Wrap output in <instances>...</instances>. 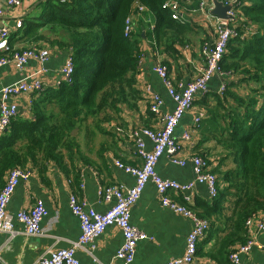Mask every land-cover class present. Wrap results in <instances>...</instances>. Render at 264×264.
<instances>
[{
  "label": "trees",
  "instance_id": "16d2710c",
  "mask_svg": "<svg viewBox=\"0 0 264 264\" xmlns=\"http://www.w3.org/2000/svg\"><path fill=\"white\" fill-rule=\"evenodd\" d=\"M243 2L241 19L233 22L238 35L229 41L221 60L222 69L237 82L228 84L223 96L215 95L212 105L207 101L202 143L213 145L197 154L213 166L219 194L203 208L204 213L193 209L208 222L229 224L231 233L222 241L228 256L236 243L249 239L246 222L264 216V0ZM164 3L45 0L38 6V16L22 18L23 38L70 51L75 74L71 84L47 87L36 94L29 116H18L0 136V191L11 171L33 169L44 180L51 163L75 185L79 179L76 163L83 158L79 134L84 132L87 140L96 132L107 134L106 125L119 117L122 106L131 102L136 106L140 98L136 76L141 36L133 32L126 37V21L148 10L155 19L158 48L172 55L177 52L176 43H186L189 27L173 19ZM41 28L49 32L41 35Z\"/></svg>",
  "mask_w": 264,
  "mask_h": 264
},
{
  "label": "crops",
  "instance_id": "0c3cea01",
  "mask_svg": "<svg viewBox=\"0 0 264 264\" xmlns=\"http://www.w3.org/2000/svg\"><path fill=\"white\" fill-rule=\"evenodd\" d=\"M43 1L45 0H21L17 7L9 8L7 0H0V8L5 11L3 24L11 29L8 38L9 50L0 53V58L2 55H9L32 47L50 48L52 52L50 60L44 65L36 60H30L22 70H16L12 66L0 68V91L22 81L39 68L47 70L44 76L47 87L56 88L60 85V69L71 52L58 47L51 48L49 42H32L31 38H23L24 33L15 28L16 21L19 19L38 16L41 12V8L38 6ZM201 1L186 0L183 2L178 0L181 9L180 21L189 29L184 36L185 45L176 43L174 46L177 52L172 55L167 53L164 47L156 46L155 19L147 14L148 10L143 11L144 13L140 12L142 14L133 15L134 33L141 36L139 43L141 54L138 58L136 76L138 96L140 97L137 100V105L131 106L134 102H131V105H123L119 117L112 124L106 125L107 134L96 132L90 140L86 139L84 132L79 134L80 151L83 158L76 163L79 179L74 186L54 163L48 165L44 180L36 170H29L31 177L27 181H21L16 188L9 203V211L16 214L21 210L32 208L40 200L48 211V217L42 223L43 228L48 226L49 220L57 219L46 237L20 236L14 239L7 248L2 250V258L6 263L34 264L48 249L52 247L53 250L67 248L72 242L78 240L81 234L79 221L69 209L71 194L77 196L78 200L88 208L97 213H104L110 207V204L106 203L101 196L104 188L117 185L126 191L135 186V176L119 169L116 166V161L130 167L141 164V159L136 156V144L135 140L131 138V133L133 129L137 128L154 130L161 126L157 117L150 112L151 95L157 94L163 99V114L170 113L175 108V102L168 96L164 83L154 72L153 64L156 60H161L167 66L173 83L178 88L179 85L187 84L200 74L201 69L206 65L203 49L205 46L211 45L217 38V18L211 13L214 8L208 10V13L205 12L206 8L204 11L201 10ZM208 1L213 6V0ZM198 2V9H193L194 3ZM42 32L47 34L49 31L47 28H41L38 33L42 35ZM236 80L234 76H229L227 79L219 76L213 77L209 81L206 92L196 96L193 109L183 117L175 138L182 141L184 133L191 132L193 143L186 144L180 154L181 159L188 161L187 165L183 167L173 164L170 157L163 155L156 166L159 176L165 180H174L180 185L194 184L188 192L172 191L170 193L172 200L189 210L196 208L197 212L204 213L203 208L212 204L213 200L206 185L196 183L194 165L190 159L194 155L208 152V148L213 145V142L210 141L202 143L207 105L214 103V96L219 94V90L225 84L228 86L232 81L237 82ZM33 97L23 96L19 99V116H29L30 101L33 100ZM199 117H202V123L200 122L196 127V119ZM201 124L202 126H200ZM208 126L209 123L205 125V128ZM75 132L74 136L78 134V131ZM143 139L147 150L150 151L152 149L151 141ZM8 175L5 178V184ZM72 177L76 179L73 173ZM209 222V231L198 243V260L204 264H232L230 256L222 244V241L231 233L229 224H220L214 219ZM131 223L148 237L147 240L137 244L136 256L131 264H165L173 258L184 256L187 238L192 231V221L163 208L160 205L154 184L150 183L145 187L140 199L131 209ZM246 229H248L247 238L249 237L257 245L264 247V233H260L255 229V226H246ZM104 232L94 243L95 260L81 251L77 256L80 264H123L121 261L115 260L118 249L124 241L122 232L116 227H108ZM5 240L6 236L0 234V246ZM239 245L242 244L236 243L230 248L232 252ZM241 261L243 264H264V249L255 247L250 253L244 255Z\"/></svg>",
  "mask_w": 264,
  "mask_h": 264
},
{
  "label": "built area",
  "instance_id": "2783aa9c",
  "mask_svg": "<svg viewBox=\"0 0 264 264\" xmlns=\"http://www.w3.org/2000/svg\"><path fill=\"white\" fill-rule=\"evenodd\" d=\"M67 0H60L64 3ZM224 6H230L231 10L228 15L230 20L216 19L217 38L211 44L203 49L205 66L201 69L200 74L187 84H181L178 88L173 83L168 68L161 60H156L153 64L154 72L164 83L168 96L175 102V108L170 113H162L164 106L163 99L157 95H151L150 112H152L160 121L161 126L158 129L137 128L133 129L131 138L135 140L136 156L141 159L140 165L134 167L126 166L120 161H116V166L125 173L135 176V186L129 190H123L122 187L113 186L104 188L101 196L106 203L110 204L109 209L104 213H97L95 210L88 208L83 202L78 200L77 196L71 194L69 200V209L78 221L80 227V236L77 241L72 242L67 248L53 250L48 249L46 253L41 255L34 264H80L77 257L78 253L83 251L95 260V242L101 237L108 227H116L122 232L124 243L118 249L115 256L116 261L123 264H131L136 255L137 244L140 241L147 240L145 233L135 228L131 223V209L140 199L142 192L148 184H154L159 196L160 205L171 212L179 214L192 221V231L187 238L186 252L184 256L173 258L165 264H204L198 260V243L205 237L209 231L210 222L200 218L196 212L189 210L184 206L177 204L170 198L172 191L185 193L190 191L194 184L180 185L174 180H165L159 176L156 166L163 155L170 157L173 164L186 166L188 161L180 157L181 152L186 144L193 143L191 132L184 133L183 140L178 141L175 138L176 131L180 126L183 117L193 109L194 100L197 95L206 92L209 81L216 76L228 78L231 74L222 69L221 60L228 48L229 41L238 34L233 23L241 19L242 0H220ZM21 0H7L9 8L17 7ZM208 0H202L200 4L201 10L208 11ZM165 9L172 12V18L180 20L179 13L181 11L178 0H165ZM143 11V9H139ZM5 11L0 8V53H4L8 48V38L11 34L9 26L3 24ZM230 23H233L231 26ZM23 26L22 19L16 21L15 28L20 29ZM133 16L126 21L125 36L129 37L135 31ZM52 52L50 48L32 47L14 52L9 55H2L0 58V68L12 66L16 70H22L30 60H36L42 65L46 64L51 58ZM60 69V84H71L75 74L73 56L65 61ZM45 68H39L25 79L0 91V136L5 134V130L9 129L11 122L19 116L18 101L23 96H35L45 88ZM227 89V84L219 90V95L223 96ZM32 100L30 101V105ZM202 117L196 119L195 126L198 127ZM149 139L152 143V149L147 150L145 140ZM191 162L194 165V174L196 175V183L206 185L211 199L218 196V177L212 172V165L198 155L192 157ZM31 177V173L23 170H13L9 173L7 182L0 191V234L6 236V240L0 246V264H8L2 258V250L7 248L10 243L20 236L27 237H46L56 219H51L48 226L43 228L42 223L48 217V211L45 204L38 200L36 204L27 210H21L16 214L9 211V203L15 193L16 188L21 181H27ZM246 226H255L260 233H264V216L250 219L246 222ZM255 247L264 249L257 245L253 240L249 239L245 244L239 245L230 254L232 264H243L241 258L247 255ZM100 264V263H95Z\"/></svg>",
  "mask_w": 264,
  "mask_h": 264
},
{
  "label": "water",
  "instance_id": "95a60500",
  "mask_svg": "<svg viewBox=\"0 0 264 264\" xmlns=\"http://www.w3.org/2000/svg\"><path fill=\"white\" fill-rule=\"evenodd\" d=\"M214 9L211 11V13L218 18L219 20H230L231 16L228 15V12L231 10L230 6H224L219 0H213ZM9 129L5 130V133H7ZM76 132H74L73 135H75Z\"/></svg>",
  "mask_w": 264,
  "mask_h": 264
},
{
  "label": "clouds",
  "instance_id": "9594fccd",
  "mask_svg": "<svg viewBox=\"0 0 264 264\" xmlns=\"http://www.w3.org/2000/svg\"><path fill=\"white\" fill-rule=\"evenodd\" d=\"M220 1V0H219ZM244 0H242V2H243ZM213 2V1H212ZM244 3V2H243ZM212 7L214 8V5L212 6V3L210 2L209 3V6H208V10L210 11V9H212ZM218 19V18H217Z\"/></svg>",
  "mask_w": 264,
  "mask_h": 264
},
{
  "label": "bare ground",
  "instance_id": "6f19581e",
  "mask_svg": "<svg viewBox=\"0 0 264 264\" xmlns=\"http://www.w3.org/2000/svg\"><path fill=\"white\" fill-rule=\"evenodd\" d=\"M74 63V62H73ZM205 117V116H204ZM202 123V122H201ZM200 126H202V124L200 125ZM201 128V127H200ZM197 129V128H196ZM182 139V138H181ZM199 156V155H198ZM207 163H208V161H207ZM196 184V183H195ZM180 193V192H179ZM184 201H185V199H184ZM186 202V201H185ZM191 210V209H190ZM200 217V216H199ZM123 243H124V241H123ZM123 245V244H122ZM137 252V251H136ZM136 256V255H135Z\"/></svg>",
  "mask_w": 264,
  "mask_h": 264
}]
</instances>
